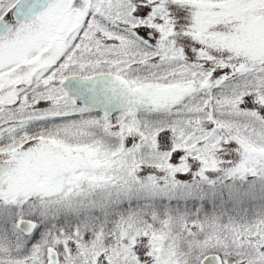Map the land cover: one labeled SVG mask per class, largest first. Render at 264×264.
<instances>
[{"label": "snow or ice", "instance_id": "6c2138e0", "mask_svg": "<svg viewBox=\"0 0 264 264\" xmlns=\"http://www.w3.org/2000/svg\"><path fill=\"white\" fill-rule=\"evenodd\" d=\"M0 264H264V0H0Z\"/></svg>", "mask_w": 264, "mask_h": 264}]
</instances>
